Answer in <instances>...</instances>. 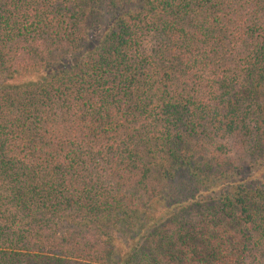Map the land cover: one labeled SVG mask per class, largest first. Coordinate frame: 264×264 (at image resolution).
Here are the masks:
<instances>
[{"label":"trees","instance_id":"16d2710c","mask_svg":"<svg viewBox=\"0 0 264 264\" xmlns=\"http://www.w3.org/2000/svg\"><path fill=\"white\" fill-rule=\"evenodd\" d=\"M0 264H264V0H0Z\"/></svg>","mask_w":264,"mask_h":264}]
</instances>
